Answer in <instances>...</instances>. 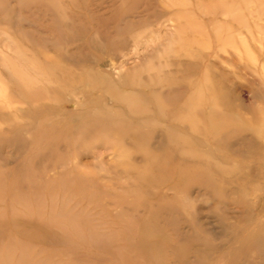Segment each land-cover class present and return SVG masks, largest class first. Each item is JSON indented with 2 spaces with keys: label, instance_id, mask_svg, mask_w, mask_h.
I'll list each match as a JSON object with an SVG mask.
<instances>
[{
  "label": "rangeland",
  "instance_id": "obj_1",
  "mask_svg": "<svg viewBox=\"0 0 264 264\" xmlns=\"http://www.w3.org/2000/svg\"><path fill=\"white\" fill-rule=\"evenodd\" d=\"M0 264H264V0H0Z\"/></svg>",
  "mask_w": 264,
  "mask_h": 264
}]
</instances>
